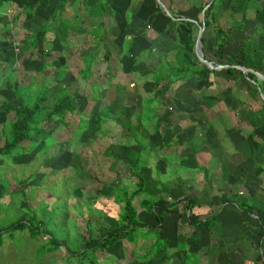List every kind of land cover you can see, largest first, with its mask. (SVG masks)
I'll use <instances>...</instances> for the list:
<instances>
[{
	"label": "rangeland",
	"instance_id": "1",
	"mask_svg": "<svg viewBox=\"0 0 264 264\" xmlns=\"http://www.w3.org/2000/svg\"><path fill=\"white\" fill-rule=\"evenodd\" d=\"M18 1H0V39L10 42V44L0 45V102L5 101L6 105L13 109H18L20 104L12 99L8 90L4 89V74L11 69L15 70L14 76L19 78L24 86L39 84L42 79L46 83L50 82V84L55 82L53 80L54 66L49 64L47 74L42 75L38 72L42 66L41 54L37 53L34 59L29 58L28 50L32 45L19 44L18 40L25 32V27L37 28L43 19V15H46L43 12L55 8L58 2L57 0H47L40 6L43 12L41 10L40 12H33L27 9L20 14L19 20L12 26L8 20L14 14ZM141 1L142 5H140ZM155 1L160 3V1ZM99 2L100 0H66L64 17L67 19L73 16L72 13H77L79 19L77 18L76 24L74 23L75 25L70 28L67 36H63L58 25V19L55 18L44 35L45 40L42 41L40 38L36 42L39 49L47 50L52 47L56 50L47 57V59L51 58L49 63L55 59L53 62L56 66L66 64L70 69L64 78L58 82L59 85L52 94L62 90L63 84L66 85L68 82L69 95L72 96L75 91L82 92L85 81L78 74V69L82 66L81 56L89 54L97 48H99V53L94 63L95 72L91 76V80L103 84L105 87L99 93L102 101L94 102L95 98H91L87 101L86 106H83L82 99L73 102V105L78 109L84 107V112L81 115L67 113L64 116L66 118L64 121L67 123L66 127L59 123L45 122L46 131L39 135L40 142L38 145L29 140H23L20 142V148L11 154L0 155V194H2L0 197V228L16 222L23 215V221L31 226V229L39 231L30 235L29 227H27L12 233H3L0 243V264H78L77 261L73 260L74 258L70 261L66 258L70 255V251L79 249L83 245L84 236L98 237L100 235L99 228L120 227L121 204L113 199L111 185H121L126 188L127 193H131L137 187L136 178L128 176L129 166L127 163H133L137 150L144 147L143 145H146V148L144 147L141 151L140 161L135 168L144 177L143 192L135 200V206L138 210L137 220L149 224L156 221L153 214L140 206V202L143 199L153 200L156 198L160 193V185L177 188L182 183H189V181L193 186L198 185V182H195L196 175H193L194 172L188 173L190 168L181 164H174L177 160L172 156L181 152L178 150L177 144L171 143L169 148L165 150L166 155L161 154V145L167 140L169 134L160 133L156 130L159 121L154 119V115L164 113L165 107L169 108L173 102L171 98L175 97L176 93L181 90L180 87L169 86L166 89L164 94L169 95V97L162 96L164 98L162 101L163 108L159 106L160 99L152 95L154 90L151 88L153 81L151 74L142 75L144 70L150 67L155 68L158 65V58L153 51H142L153 46L155 50L166 52L175 44L173 31L168 29L167 33L162 32L166 23L162 15L157 16L158 25H155L156 28L153 25L154 19L149 22L152 1L147 0L145 3L144 0H108L106 16L103 19L105 28L102 43L112 50V54L108 59L111 72L105 74V62L101 61L103 48L93 36L94 34L96 36L102 28H97L95 31L93 28V35L89 32L93 26L91 16L96 11ZM200 3V0H172L171 7L175 11V16L198 21L202 12L199 9ZM160 6L165 12L161 3ZM234 6L235 10L232 12L229 0H221L218 5L216 18L223 27L239 21L240 13L245 7L243 4ZM113 10L119 14L112 15L111 11ZM134 14L137 17L135 19L133 18ZM128 18L131 20L130 23H128ZM124 21L136 38L132 43V49L130 48V54L118 56L114 52L111 36L118 34L121 29L113 26L120 23L123 25ZM3 23H7V25ZM126 23L124 24L126 25ZM145 31H148L150 36L144 35ZM234 31V35L227 37L226 43L217 57V63H223L225 59L222 57L224 55L237 53L239 47L246 43L249 32H238L236 29ZM129 35L127 34L126 38H129ZM185 35V31L181 30L178 32L177 39L184 40ZM203 36L205 38L203 42L202 37V47L204 46L208 57H214L213 29L211 27L204 28ZM51 40L54 42L52 43ZM257 49H260L264 54V48L257 47ZM248 50L249 48L238 53V56L244 60L246 58L244 53L247 52L246 59L250 62L251 51L248 52ZM257 55H259V51L255 56ZM169 60L173 63L172 54H170ZM119 68L122 72L118 70ZM220 72L227 76L225 68ZM247 72L239 70L237 74L242 78L246 77ZM225 79L223 77L216 78L219 94L228 92L233 94L229 96V104L238 107L237 112H243L239 99L234 103L235 98L239 96L240 100H245L246 104L252 105L255 110L264 108L259 88H257L258 93H256L252 84L247 82L245 78L236 81ZM109 81L113 83L112 88ZM199 83L198 86L204 88L210 85L207 78ZM158 89L157 85L156 91ZM248 93L257 94H253L257 97L256 102H252ZM226 97L228 96L226 95ZM53 99L54 95L50 96L46 102L48 104L53 103ZM64 100L67 101V98ZM214 102L217 106V102ZM161 107L162 109H160ZM98 109L101 111L108 109V112L110 111L115 119H108L105 122L106 125H103L97 116ZM49 110L58 111L59 107L53 105L51 109H45L42 114H46ZM226 114L227 121H230V116H233L234 112L228 109ZM260 116L256 118L257 121L263 120V116ZM13 118L14 111H11L7 117H3L0 112V145L3 142L1 128L2 126L6 127L5 123ZM86 118L90 123L88 128H84ZM129 119L132 120V131L136 133L139 139L134 136L135 134L129 133L124 126V122ZM261 125L259 124L252 131L254 137L259 138L264 135V126L260 128ZM98 126L106 127L98 131L96 130L99 128ZM49 132L52 135L47 138V146L40 152L42 141L46 139ZM260 144L261 142L252 140L251 148L254 150L261 146ZM114 156L117 158L115 159ZM164 156H171L173 160H169L174 161L173 165L165 160ZM195 164L199 169L206 167L202 154L197 155ZM173 171L178 172L181 178L175 179L176 182H171L168 177L170 174L173 176ZM26 178L28 179L24 181ZM204 182L205 180L202 179L199 184L202 185ZM229 183L233 184L235 189L241 190L239 181L234 178ZM222 185H216L219 191H221V187H226L224 183ZM229 190L231 191V189ZM262 192L264 199V191L262 190ZM225 195L233 196L229 192H225ZM178 196L180 194L173 192L167 197V200L171 201ZM212 197L213 194L201 197L200 199L204 198L203 201L205 202L202 204L210 206ZM253 199L257 201V198ZM177 205L180 207V217L174 215L179 210L176 206L166 208L163 216V234L170 238L171 243H174L176 232L180 233L179 239H186L190 231L186 227L188 222H185L187 221V211L185 212L182 208L181 201L177 202ZM203 205L200 206L202 214L205 213L206 208H209ZM231 214L241 215L242 212L231 206L225 210L223 217L229 218ZM149 228L154 230L152 226ZM50 235L57 240H63L61 241L63 247L56 252L45 251V253L40 252L38 254L39 247L48 241ZM153 236V231H150L146 239L138 237L136 243L122 241L114 244L106 251L95 255L100 260L98 264H152V261L149 263L147 260H143V254L151 245ZM196 257V255H190L189 263H195ZM261 257L264 258V252ZM90 259L93 260L94 255L87 253L84 260L88 262ZM181 259L182 255H178L172 259L162 258L158 263L153 264H178Z\"/></svg>",
	"mask_w": 264,
	"mask_h": 264
},
{
	"label": "trees",
	"instance_id": "2",
	"mask_svg": "<svg viewBox=\"0 0 264 264\" xmlns=\"http://www.w3.org/2000/svg\"><path fill=\"white\" fill-rule=\"evenodd\" d=\"M1 2L4 1H12V0H0ZM47 0H19L17 2V5L15 6L14 14L10 17L8 22L10 24L15 25L16 22L19 20V16L21 13L25 12L27 9L29 11L33 12H40L41 5H43L44 2ZM145 3L147 0H144ZM152 1V5H150L152 8V11L149 14V22H151L152 19L155 20V25H158L157 22V16L162 15L166 21L165 27L162 28V32L167 33L168 29H171L173 31L174 35V45L171 46L169 50L174 51V63H171L169 59L166 57L168 56V53L166 52H159L156 51L155 53L159 55L161 58L162 63L159 64V66L156 69L153 70H145L142 72L143 76H147L151 74L153 81L155 84H159L157 93L161 94L164 93L165 90L169 86L178 85L180 82L188 80L194 76H197L199 78H206L209 75H218L221 77H225L226 79L236 81L237 79H243L245 78L247 82L251 83L256 93H258L257 88H260L262 92H264V80L260 79L258 75L255 74V72L261 74L264 76V69L260 68L257 65H250L248 62L247 54L244 53V56L246 57L244 60L239 58L238 53L246 51V47L250 42L257 41L258 38L264 39V8L258 6L255 8L254 12V19L257 23L256 27V35H251L244 45H241L239 47V50L237 53L230 54L228 56H223L222 58L225 59L223 63H215V64H228L229 66L225 68V73L227 76L223 75L222 72H220L222 69H210L207 67L204 63H201L195 53H194V42L195 38L199 29V26L202 22L205 24L206 27H211L213 29L214 34V40H215V51L213 52V55L215 56L216 60L217 57L220 55L221 49L224 47L227 37H230L235 31V29L238 32L245 31V16L246 12L245 10H242L240 13V20L227 27L224 28L219 21L216 19V15L218 13V5L220 4L221 0H212L210 5L204 10V18L201 19V15L198 19V21H194L189 18H182L180 16H175V11L171 7L172 0H159L161 4H163L169 11V15L165 14V12L162 10L160 3L156 2L155 0H148ZM200 12L204 8V6L210 1V0H200ZM58 4L55 8L51 9L50 11H42L43 13H46V15H43V19L40 23V25L35 28L31 29L29 27H25L24 33L20 40H18L19 44H30L32 45L29 52V58L34 59L37 55V53L41 54V62L42 66L41 69L38 71L42 75L47 74V69L49 68V64L54 66L55 75L53 77V80H55L54 83L50 84L43 81L39 84H35L33 86H24L20 82L19 78L14 76L15 70L11 69L9 72L4 74V89L8 90V92L11 94L12 99H15L20 104L18 109H13L12 107H9L6 105L5 101L0 102V112L3 114V117H7V115L14 111V118L10 121L6 122V127L1 128V134L3 137V142L0 145V155L7 156L11 154L14 150L17 148H20V142L23 140H29L32 143H36L37 145L40 142V137L43 132L46 131L44 127V123H59L63 127L67 126V123L64 121V116L67 113L78 115L83 114L84 110L83 108L78 109L76 106L73 105V102H77L76 100L82 99L83 106H86V103L89 99H94V102L102 101V97L99 96V93L102 91V89L105 87L103 84H100L98 82H92L91 76L95 72V61L98 57L99 48L95 49L89 54H84L81 56V63L82 66L78 69V74L83 78L85 81L82 92L75 91L73 95L68 94V88L69 85L66 83V85L63 84L62 90L56 91L52 94L54 89L58 87V82L61 81L64 76L70 71L69 66L59 65L56 66L53 61L55 59L51 60L49 63V60L47 59L50 54L54 52L55 49L52 47L49 49H39L36 46L37 40L41 38V40H45V33L48 29V27L52 24L53 20L56 18L58 19V25L61 28L62 35L67 36L70 28L74 25V23L77 21V13H72V17L65 18L64 12H65V4L66 0H57ZM231 2V8L232 12L235 10L236 4H239L238 0H229ZM238 2V3H237ZM142 1L140 2V5H142ZM108 0H100L99 5L96 9V11L93 13L92 17V24L93 26L90 29V33L97 30V28H102L101 31H99L96 36L93 35L97 42L100 43V47L103 48V57L101 61L105 62V71L107 73H110V67L108 64V59L111 57L112 52L108 47L105 46V44L102 43L103 35H104V28L105 23L102 21V19L106 16ZM140 7V6H139ZM153 7H155L153 9ZM112 15L119 14V12L111 11ZM134 19L137 18L134 14ZM75 19V20H74ZM128 23L131 22V20L128 18ZM126 23V21H124ZM123 23H120L117 25L120 29V32L115 36V42L114 46L119 49L120 45H124L123 48L124 54L128 55V47L133 43L136 36L132 35V31L130 28H128V25ZM4 25H7V23H3ZM94 28V31H93ZM117 28V29H118ZM181 30L185 31V38L184 40L177 39L178 32ZM146 33H149L148 31H145L144 35ZM99 34V37H98ZM129 35V38H126V35ZM204 36H203V42H204ZM95 40V41H96ZM53 43L54 40H51ZM253 42V43H254ZM3 44H10L9 41L0 39V45ZM204 49V47H203ZM56 51V50H55ZM146 51L144 49L142 52ZM254 51V50H253ZM141 53V52H140ZM119 55L120 53L117 52ZM121 55V54H120ZM119 55V56H120ZM205 58H207L206 52L204 53ZM138 58V56H137ZM208 59V58H207ZM210 60V59H208ZM231 65H242L246 68L251 69L252 71H248L246 73V77H240L239 70L235 69ZM51 66V67H52ZM110 84H112L110 87H113V83L109 81ZM101 90V91H100ZM54 95L53 103L48 104L46 101L47 99ZM67 98V101L64 100ZM71 100V103H70ZM66 101V102H65ZM95 104V103H94ZM55 105L59 107L58 111L49 110L46 114H42V112L45 109H51V107ZM77 108V109H76ZM87 115V114H86ZM97 116L99 118V121L103 123V125H106L105 122L108 119H115V116L113 114H110V111L108 112V109H102L97 112ZM66 119V118H65ZM84 120V119H82ZM239 122L237 123V125ZM84 128H88L90 126V123L88 119L86 118L84 120ZM124 126H126L127 130L131 134H135L134 136L138 138L136 133L132 131V120H126L124 122ZM239 126V125H238ZM99 127V126H98ZM106 126H100L96 130L104 129ZM236 128L231 126L228 128V131H232ZM78 132V131H77ZM254 135V133L252 132ZM52 134L49 132L46 135V139L42 141V149L43 151L45 147L47 146L46 140L48 137H50ZM53 139V138H52ZM259 139L264 142V135L260 136ZM139 142V141H138ZM140 143V142H139ZM146 148V145H143ZM144 147H141V149L137 150L133 163L130 164L129 162L127 165L128 168V176H134L136 178L137 187L131 192L127 193V190L123 186H115L111 185L112 193H113V199L116 202H119L121 204V209L119 212V219H120V227H115L112 229H104L99 228L100 235L98 237H92L90 235H86L83 237V245L78 249H75L74 251H70V255L66 258L68 261H70L72 258L73 260L77 261L78 264H98L100 260H98V257L95 256L99 252H104L107 249H109L111 246L118 242L127 241L129 243H136L138 237L147 238V234L150 231H153L154 236L152 238V243L149 246V248L146 250L145 254H143V260H147V262L150 263L152 261L153 263H158L159 260L162 258L165 259H171L174 255H178L180 253L183 254V259L180 260L178 264H190L189 258L190 254L186 251V241H180L179 235L180 233H177L174 235V243L171 245V240L169 237H167L165 234H163V216H164V210L166 208H170L173 205L177 204V202L181 201L183 202V209L185 211H188L187 215V222L191 224L194 227L202 226L206 228L207 230H210L213 228V226L218 222V215L220 213L217 212L215 214H210L208 218L202 220L200 218V215L193 211V208L195 206L196 201L198 200L197 196H184V197H177L171 201L167 200V197L174 192L176 189L175 187H166L163 185H160L159 195L154 198L153 200L143 199L140 202V206L143 207L146 211H149L151 214L154 215L156 221L153 224L145 223L142 221L137 220L138 210L135 206V200L136 198L143 192L144 188V177L141 173H138L136 171V166L138 165L140 161V153L144 149ZM115 159L117 158L114 156ZM28 178H26L24 181H26ZM2 194H0L1 197ZM233 201L238 208H240L245 213H251L258 216L259 225L256 227L254 234H261V236L264 235V220L260 217L261 215V209H256V205L254 202L251 201V198L244 197L240 200L233 198V200H229V198L223 200L225 201ZM235 200V201H234ZM24 216L22 215L19 220L16 222L7 225L6 227L0 228V243H1V236L3 233L8 232L12 233L16 230H23L27 227H29V234L33 235L35 232H39L36 229H31V226H29L26 222L23 221ZM29 224H31L29 222ZM150 226L154 228V230H150ZM46 234H48L46 232ZM244 236L250 235V233H244L242 234ZM200 238V235H197L195 231H192L188 239L198 241ZM63 240H57L52 235L48 237V241H46L45 244L41 245L38 249V254L40 252L48 251V252H56V250H59L63 247V243L61 242ZM87 253H92L94 255V259L84 260V257H86ZM152 263V264H153Z\"/></svg>",
	"mask_w": 264,
	"mask_h": 264
},
{
	"label": "crops",
	"instance_id": "3",
	"mask_svg": "<svg viewBox=\"0 0 264 264\" xmlns=\"http://www.w3.org/2000/svg\"><path fill=\"white\" fill-rule=\"evenodd\" d=\"M238 2L245 7L244 30L247 33L249 32V38L251 35H256L257 23L254 19V10L258 6L264 8V0H238ZM103 19L102 21L104 22ZM235 23L233 22V24ZM229 26L231 25L225 26L224 28ZM113 27L117 28V25L115 24ZM116 35L117 33L111 36L113 40L116 38ZM145 35L150 36L149 33ZM253 42H250L246 47V50L249 48L248 52L251 51L249 57L250 62L248 63L250 65L255 64L264 69V54H262L260 49H257V47L264 48V39L258 38L256 42ZM123 46L120 45L119 49L114 46V52L124 54L125 49ZM131 46L132 44L128 47L129 54ZM110 51L112 52L111 49ZM146 51H153L158 58V65L155 68L150 67L147 70L156 69L162 63V57L155 52L159 51L164 53V51L155 50L153 46L149 47ZM203 51L204 53L206 52L204 49ZM258 51L259 55L255 56ZM173 52L167 50L166 53H168V56L166 58L169 59L170 54H172L173 60L175 61ZM207 58L216 63L215 56L211 58L207 56ZM120 69L118 70L121 71ZM219 77L221 76L216 74L206 77L210 85L205 88L203 86L199 87L198 84L206 78H199L197 76L182 81L178 85H174L175 87H180L181 90L176 93L175 97L171 98L173 102L169 105V108H164L162 104V101H164L163 97H169V95L157 93V84L151 80V88L154 90V94L152 93V95L160 99L161 103L159 106L165 109L164 113L154 115V119L156 118L159 121L158 125H156V130L160 133L169 134L167 140L161 145V154L166 155L165 150L169 148L171 143L177 144L178 150H181V152L176 156H172L177 161H170L169 159L173 160L171 156H164L165 160H168L171 165L174 162L175 165L181 164L182 166L190 168L188 173L194 172L193 175H196L195 182H198V185L196 184L194 186L190 181L189 183H182L177 188L175 187L174 192L180 194L178 197L197 196L198 200L195 203L193 211L198 213L202 220L208 218L211 213L215 214L220 211L218 222L212 229L207 230L202 226L194 227L186 223V227L190 231L186 239L179 240L186 241V251L189 254L192 253L190 254L191 256H197L196 262L193 264H264V258L261 257L264 252V235L254 234L256 227L259 225L258 216L243 212L233 201L226 200L223 202L227 198L229 200H233V198L240 200L241 198L249 197L256 205V209H261L260 217L264 220V199L262 192V190L264 191V142L252 134V131L259 124H262L260 128L264 126V108H257L255 110L252 105L246 104L245 100H240L239 96L235 98L234 103L239 99L238 101L241 104L240 106H242L241 109L243 112H237L236 110L239 108L233 106L231 103L229 104V96L233 94L230 92L219 94L220 91L218 90L216 80ZM258 77L261 78L260 75ZM253 94L248 93V97L252 98V102H256L257 97ZM214 101L217 102V106ZM228 109L232 110L235 115L230 116V121H227L226 117ZM260 115L263 116V120L257 121L256 118L261 117ZM238 122L239 126L237 125ZM231 126H236V128L228 131V128ZM252 140H256L258 143L261 142L260 148L256 147L253 150L251 148ZM199 154H202L203 160L206 163V167L202 169H199L197 164H195V160ZM170 176L168 177L171 182H176L175 179H181L178 172L173 171V176L171 174ZM233 178L239 181L241 190L235 189L233 184L229 183ZM202 179L205 182L201 185L199 182ZM222 183L226 187H221V191H219L216 185H222ZM225 192L232 193L233 196L225 195ZM212 194L213 197L210 200L211 205H203L202 203H205L203 201L204 198L202 200L200 198ZM253 198H257V201ZM202 205L209 207L206 208L204 214L200 210V206ZM174 206L178 207L177 204L172 207ZM231 206L242 212V214H231L229 218L223 217L225 210L231 208ZM177 209L179 210L174 215L180 217V207ZM188 213L187 211L186 214L188 215ZM192 231L200 235L198 241L188 239ZM244 233H250V235L244 236L242 235ZM178 255H182L183 259L184 256L182 253ZM178 255H174L173 257Z\"/></svg>",
	"mask_w": 264,
	"mask_h": 264
},
{
	"label": "water",
	"instance_id": "4",
	"mask_svg": "<svg viewBox=\"0 0 264 264\" xmlns=\"http://www.w3.org/2000/svg\"><path fill=\"white\" fill-rule=\"evenodd\" d=\"M159 1V0H157ZM212 0H210L205 6L204 8L202 9V12H201V19L204 18V10L210 5ZM163 9L165 10V12L169 15V11L168 9L163 5ZM205 28V24L204 22H202L199 26V29H198V32H197V35H196V38H195V42H194V53L197 57V59L201 62V63H204L207 67H209L210 69H222V68H227L229 65L228 64H215L213 61L211 60H208L207 58H205V55H204V51H203V47H202V37H203V30ZM235 68H237L238 70H241V71H252L251 69L249 68H246L245 66H242V65H231ZM257 73V72H256ZM258 75L261 76V78L264 80V76L257 73ZM260 90V88H259ZM260 98L262 99V101L264 102V92H262L260 90Z\"/></svg>",
	"mask_w": 264,
	"mask_h": 264
}]
</instances>
